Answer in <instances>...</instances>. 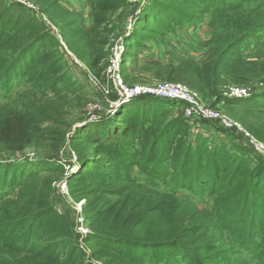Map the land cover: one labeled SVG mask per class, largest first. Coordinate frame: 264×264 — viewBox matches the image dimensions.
<instances>
[{"label":"trees","instance_id":"trees-1","mask_svg":"<svg viewBox=\"0 0 264 264\" xmlns=\"http://www.w3.org/2000/svg\"><path fill=\"white\" fill-rule=\"evenodd\" d=\"M195 1L213 11L235 9L244 3V0ZM92 2L91 32L98 43L89 48L88 67L101 83L105 82L103 76L110 55L105 50L111 43L107 36L116 32L112 18L117 15L123 18L127 0ZM183 2L155 1L142 11L133 34L124 41L123 57L134 42L146 38L156 23L177 20L180 17L177 4ZM40 4L48 19L59 25L62 39L69 47L74 48L83 40L85 32L78 25V15L56 1L42 0ZM169 9L172 12L165 15ZM5 38L18 39L21 49L14 60L3 65L0 84L6 83L4 74H13L14 69L18 79L32 84L47 100L25 109L0 110V152L22 153L33 149L49 165V170L63 173L64 168L54 162H62L61 153L68 144L76 160L67 185L76 202L84 201L82 215L88 228L86 233L81 232L70 215L53 206L51 181L35 179L33 173L21 171L13 164L0 165V244L14 264H235L239 259L264 264V253L260 251L264 249V167L251 175L243 191L232 190L226 183L220 185L222 172L237 178L249 160L223 145H213L205 135L192 138V126L180 108L153 96L137 97L113 115L72 129L69 116L74 105L69 98L79 108L85 92L84 86L74 83L66 72L59 40L21 5L0 0L3 41L0 51H11L9 45H4ZM232 42L226 40L218 45L206 73L209 89L223 79L235 46ZM121 74L124 82L131 85V76L122 64ZM161 79L183 83L203 100L207 99L205 86L189 70L172 69ZM107 97L117 100L113 94ZM234 103L219 97L210 106ZM240 104L264 109V95L242 99ZM177 107L179 110L175 112ZM248 130L264 143V127ZM138 163L143 164L142 168L153 164L152 181L170 176L172 190H188L196 195L209 191L239 202L235 214L241 212L242 231L236 232L237 222L225 227L228 218L213 216L195 206L177 214L174 228L141 234L151 206L165 195L132 180L129 172ZM212 164L210 175L206 172ZM18 186H24L26 207L2 204L5 196Z\"/></svg>","mask_w":264,"mask_h":264},{"label":"rangeland","instance_id":"rangeland-1","mask_svg":"<svg viewBox=\"0 0 264 264\" xmlns=\"http://www.w3.org/2000/svg\"><path fill=\"white\" fill-rule=\"evenodd\" d=\"M6 1L21 5L40 22L47 23V14L40 4L42 0ZM46 1H56L62 8L78 15V25L85 32L83 40L72 48L59 38L58 24L53 23L50 28L48 27V31L58 40L60 39L58 49L67 65L66 72L72 77L74 83L84 86L85 97L81 107L76 108V101L69 98L74 105L73 112L69 116L72 129L88 121L116 113L117 100L112 101L107 97L111 94L118 97L117 90L113 87L112 73H109L108 59L118 56L120 65H125L131 76L132 83L129 86H154L164 81L161 77L165 76L169 70H189L196 79L200 80L201 85L205 86L204 94L207 99L203 100L198 94L204 105L213 108L210 104L219 97L235 101L233 105L213 108L230 120L229 126H219V123L198 118V123L191 124V132L192 138L197 134L205 135L213 142V145H223L228 151L238 153L240 158L249 160L244 169L238 172L237 178L233 179V176L229 177L224 172L221 173L223 180L220 185L226 183V187L230 186L232 190H245L251 175L264 167V143L258 141L248 130L249 127H264V109L247 108L240 104L242 99H253L260 94L264 95V0H244L240 7L223 11H213L195 0H184L183 3L177 4L176 9L179 11L177 14L180 15L179 18L177 16V20L174 18L171 21L156 23L146 38L134 42L132 49L123 57L124 41L133 34V29L142 11L155 1H163L127 0V7L122 13L123 18L119 19V15L112 18L116 32L107 36L111 39V43L105 47V50H108L110 55L106 61L103 76L105 82L101 80V83L94 79L88 67L89 48L92 45L97 46L98 43V40L94 42L91 32L94 24L92 0ZM163 6L165 7L166 4ZM171 12L172 9H169L165 15ZM139 27L138 25L136 29ZM226 40L235 43L233 54L228 60L229 65L222 81L209 89L206 73L216 56L218 45ZM1 42L3 41L0 40ZM18 44V39H4V45H9L12 50L0 51V73L3 71V65L7 66V61L14 60L18 56L21 49ZM14 71L13 69L11 71L13 74L9 73V75L3 73L6 83L0 84V110L25 109L33 103L39 104L47 100L41 91L30 86L32 84L18 79ZM237 89L244 90L247 93L246 97L232 96ZM178 110L177 107L175 112ZM40 156L33 149L22 153L2 151L0 152V165L13 164L21 171L33 173L32 177L35 179L51 181L54 187L51 200L53 206L60 213L70 215L80 231L87 232L88 228L82 215L84 201L76 202L71 197L69 189L64 188V183L68 178L67 173L74 171L76 155L68 144L64 146L61 153L62 162H54V165L64 168L63 173L49 170V165L44 164ZM142 165L138 163L132 166L129 172L132 180L165 196L151 206L140 228L141 234L158 229L166 231L174 228L177 214L195 206L213 216L223 215L226 219L228 218L229 221H225L227 225L225 227L230 228V222H237L236 232L242 231L241 212L235 214L239 208V202L223 199L222 195L210 194L209 191L196 195L188 190H172L170 185L173 181L170 176L165 180L152 181L153 164L144 168ZM213 168L214 165H210V170L206 173L211 175ZM23 189L24 186L14 188L5 196L2 204L13 203L26 207L27 202ZM2 248L0 244V264H14V260L4 254ZM260 251L264 253V249ZM235 264L256 263L239 259Z\"/></svg>","mask_w":264,"mask_h":264},{"label":"built area","instance_id":"built-area-1","mask_svg":"<svg viewBox=\"0 0 264 264\" xmlns=\"http://www.w3.org/2000/svg\"><path fill=\"white\" fill-rule=\"evenodd\" d=\"M47 23L46 25L49 28L53 25L48 18ZM57 33L60 36L58 37L62 39L59 29L57 30ZM122 48L124 47L122 46ZM108 60L109 73H112L111 79L114 82V86H112L117 90L116 93L118 97L116 103L120 102L118 107L137 97L153 96L167 102L175 103L180 108L183 117L192 125L198 123V118H203L210 122L219 123V126H229V119L220 115L215 109L204 105L199 98L198 93L190 89L187 85L179 82L163 81L154 84V86H129L124 82L121 75V65L118 56L112 57ZM246 95L247 93H245L244 90L237 89L232 96L243 98L246 97ZM70 173H67V176H69ZM64 188H68L67 180L64 183ZM81 232L86 233L84 231Z\"/></svg>","mask_w":264,"mask_h":264},{"label":"water","instance_id":"water-1","mask_svg":"<svg viewBox=\"0 0 264 264\" xmlns=\"http://www.w3.org/2000/svg\"><path fill=\"white\" fill-rule=\"evenodd\" d=\"M119 105H120V102H117L116 105H115L116 108H118ZM110 115H111V114H110Z\"/></svg>","mask_w":264,"mask_h":264}]
</instances>
